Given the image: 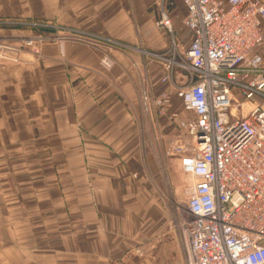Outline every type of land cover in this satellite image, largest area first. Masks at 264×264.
I'll list each match as a JSON object with an SVG mask.
<instances>
[{"label":"crops","instance_id":"crops-1","mask_svg":"<svg viewBox=\"0 0 264 264\" xmlns=\"http://www.w3.org/2000/svg\"><path fill=\"white\" fill-rule=\"evenodd\" d=\"M163 9L174 35L157 26ZM185 17L180 0H0V22L112 39L114 63L105 70L100 49L82 41L44 46L41 61L0 63V264L185 257L157 192L164 166L172 180L180 170L163 142L176 103L162 118L141 109L144 91L164 90L161 57L180 58L192 41ZM24 32L0 27V38ZM173 81L187 76L176 69Z\"/></svg>","mask_w":264,"mask_h":264},{"label":"built area","instance_id":"built-area-1","mask_svg":"<svg viewBox=\"0 0 264 264\" xmlns=\"http://www.w3.org/2000/svg\"><path fill=\"white\" fill-rule=\"evenodd\" d=\"M180 1L192 41L180 62L167 59L162 81L171 89L142 100L146 113L163 116L174 92L192 115L191 145L167 152L189 185L190 219L179 224L186 264H264V0ZM157 26L174 35L165 9ZM177 67L187 71L182 86Z\"/></svg>","mask_w":264,"mask_h":264},{"label":"rangeland","instance_id":"rangeland-1","mask_svg":"<svg viewBox=\"0 0 264 264\" xmlns=\"http://www.w3.org/2000/svg\"><path fill=\"white\" fill-rule=\"evenodd\" d=\"M21 27L24 28L25 32L22 35H16L14 37H11L9 39H1L0 38V63L8 62V63H14V64H20L22 62H28V61H41L43 60V51L44 46L48 45H58L61 42H77L82 41L89 47H94L97 49H100L101 53V59L100 63L102 67L105 70H109L112 66L108 67L104 64V60L108 59L110 65H113V59L111 58V51L113 49L112 39H98V38H92V37H83L79 38L77 36L73 35H65L63 32L61 33L60 27L54 24L48 25L40 22H8L5 23L4 21L0 22V27L2 28H14V27ZM171 35V34H170ZM3 40H10L4 42ZM32 55V56H30ZM135 55V57L138 58V55ZM156 56H162V55H156ZM175 59L177 61H181L182 55L180 58H178V55H163V59ZM177 70H181L186 74L187 71L184 69L176 68ZM163 91L160 95H157L155 97L151 96L152 98H159L164 93L169 91L171 89V86L169 83L164 82ZM182 86V85H178ZM141 94V109L144 112V114H150L146 113L144 103L142 100ZM174 100L176 103V106H174V111H172L171 122H172V130L170 128L165 127L164 133H163V142H164V157L166 161L167 159H176L175 156H169L167 152L169 149L174 146L173 143H182L184 145H191V139L187 135L185 130V123L187 120L192 118V115L184 110L180 104V101L175 96L174 92H172L171 97L166 105L165 109V115L158 117L162 118L167 116L168 110H170L171 106L175 105ZM172 109V108H171ZM152 113V112H151ZM171 124V123H169ZM170 161V160H169ZM164 172L163 175V184H159L158 193L162 197L164 204H165V210L168 213V217L170 220V223L167 225L165 231L176 232L180 234V221L182 219L188 220L190 219L188 213L186 212V202L188 200L189 196V185L186 182L185 176L182 173L181 169L179 170L177 177L175 175V180H172V176L170 171L167 169L168 167H163ZM173 216V217H172ZM174 218V219H172ZM181 236V235H180ZM166 237V236H165ZM164 237V238H165ZM184 255V247L182 248ZM138 255V254H137ZM174 255V252L170 255H168V261L170 264H186V259L183 257L182 261L179 259H176ZM138 259L140 261L139 264H156V261H151V257H147V255L140 254L138 255ZM167 261V262H168Z\"/></svg>","mask_w":264,"mask_h":264}]
</instances>
